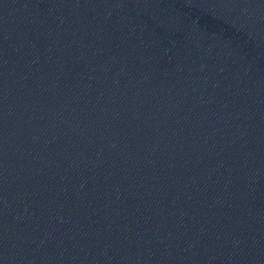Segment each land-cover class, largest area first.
<instances>
[{"label": "water", "instance_id": "water-1", "mask_svg": "<svg viewBox=\"0 0 264 264\" xmlns=\"http://www.w3.org/2000/svg\"><path fill=\"white\" fill-rule=\"evenodd\" d=\"M0 264H264V0H0Z\"/></svg>", "mask_w": 264, "mask_h": 264}]
</instances>
